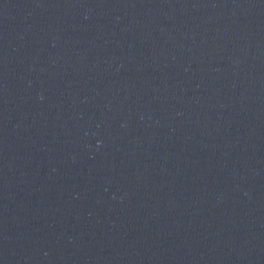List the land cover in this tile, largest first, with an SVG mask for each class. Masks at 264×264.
<instances>
[{"label": "water", "instance_id": "water-1", "mask_svg": "<svg viewBox=\"0 0 264 264\" xmlns=\"http://www.w3.org/2000/svg\"><path fill=\"white\" fill-rule=\"evenodd\" d=\"M0 264H264V0H0Z\"/></svg>", "mask_w": 264, "mask_h": 264}]
</instances>
